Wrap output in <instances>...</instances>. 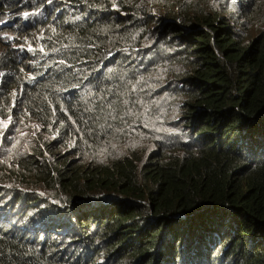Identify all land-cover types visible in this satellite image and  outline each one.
Segmentation results:
<instances>
[{
  "label": "trees",
  "instance_id": "1",
  "mask_svg": "<svg viewBox=\"0 0 264 264\" xmlns=\"http://www.w3.org/2000/svg\"><path fill=\"white\" fill-rule=\"evenodd\" d=\"M32 2L0 181L47 199L10 193L0 264H264V0Z\"/></svg>",
  "mask_w": 264,
  "mask_h": 264
},
{
  "label": "rangeland",
  "instance_id": "2",
  "mask_svg": "<svg viewBox=\"0 0 264 264\" xmlns=\"http://www.w3.org/2000/svg\"><path fill=\"white\" fill-rule=\"evenodd\" d=\"M11 0H0V53L9 49L13 51L14 48H32L34 44L31 43L30 40L34 39V36L29 35V33H25V35H20L18 32L19 27H22L24 30H28L34 23L36 16L41 13L39 8H35L33 4V0H16V4L13 6L14 8L7 9L8 2ZM27 14V15H26ZM27 16V23L24 24V19ZM11 22V24L9 23ZM44 24V23H43ZM42 25V24H40ZM32 29H39L38 25H34ZM23 30V31H24ZM25 31V32H26ZM167 130L169 132H180L170 128H163L162 130ZM21 188L10 185L7 182L0 181V204L4 205L6 209L11 205L10 196L12 192L17 193H31L40 197L42 200L47 199V196L43 192V190L39 187L37 188H28L19 190ZM40 202H37V205ZM19 205H15V209H18ZM32 214L30 215V219L33 217L34 219L31 221V224L35 225L36 219L43 220L45 219L42 215H39V210L32 209ZM39 215V216H38ZM62 246L61 244H57L54 248L56 250Z\"/></svg>",
  "mask_w": 264,
  "mask_h": 264
},
{
  "label": "clouds",
  "instance_id": "3",
  "mask_svg": "<svg viewBox=\"0 0 264 264\" xmlns=\"http://www.w3.org/2000/svg\"><path fill=\"white\" fill-rule=\"evenodd\" d=\"M35 8H39V7H35ZM40 10H41V13L38 15V16H36V18H35V20H34V23L37 21V20H42L44 17H46L45 15H44V11H43V8L42 7H40L39 8ZM28 21H27V16L25 17V19H24V24H26ZM10 24H11V22H9ZM142 141V140H141ZM145 145H143V147H144ZM142 148V147H141ZM20 190H22V189H20ZM23 191H26V190H23ZM10 201V200H9ZM17 205H19V208L22 206V204L21 203H19V204H17ZM32 209H34V208H30V210H32ZM17 209H15V206L14 207H12V205H9V207L6 209V207H4V205H2V204H0V215L2 216V218H4V219H7V218H10V216H9V214H11V213H18V211H16ZM36 210V209H35ZM37 211V210H36ZM30 214H32V212L30 213ZM39 214H41L40 212H39ZM42 215V214H41ZM43 216V215H42ZM44 217V216H43ZM45 218V217H44ZM37 220V219H36ZM32 221V220H31ZM11 225H14L13 224V222H11ZM42 236V235H41ZM40 236V237H41ZM53 237H56V234L53 236ZM41 249H42V247H41Z\"/></svg>",
  "mask_w": 264,
  "mask_h": 264
},
{
  "label": "snow or ice",
  "instance_id": "4",
  "mask_svg": "<svg viewBox=\"0 0 264 264\" xmlns=\"http://www.w3.org/2000/svg\"><path fill=\"white\" fill-rule=\"evenodd\" d=\"M27 15V14H26ZM31 50V49H30ZM5 127L7 126L6 124L4 125Z\"/></svg>",
  "mask_w": 264,
  "mask_h": 264
}]
</instances>
